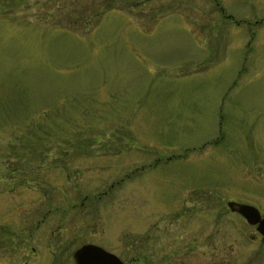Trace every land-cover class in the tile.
<instances>
[{
	"label": "rangeland",
	"instance_id": "rangeland-1",
	"mask_svg": "<svg viewBox=\"0 0 264 264\" xmlns=\"http://www.w3.org/2000/svg\"><path fill=\"white\" fill-rule=\"evenodd\" d=\"M229 200L264 216V0H0V264H264Z\"/></svg>",
	"mask_w": 264,
	"mask_h": 264
},
{
	"label": "water",
	"instance_id": "water-1",
	"mask_svg": "<svg viewBox=\"0 0 264 264\" xmlns=\"http://www.w3.org/2000/svg\"><path fill=\"white\" fill-rule=\"evenodd\" d=\"M227 204L231 210L240 212L248 223L256 224L264 238V216L254 205L234 200ZM73 257L76 264H126L116 254L95 243L82 244L74 251Z\"/></svg>",
	"mask_w": 264,
	"mask_h": 264
},
{
	"label": "flooded vegetation",
	"instance_id": "flooded-vegetation-1",
	"mask_svg": "<svg viewBox=\"0 0 264 264\" xmlns=\"http://www.w3.org/2000/svg\"><path fill=\"white\" fill-rule=\"evenodd\" d=\"M36 226L38 227V228H40V219L37 221V223H36ZM255 228H256V225H255ZM193 241V240H192ZM88 243H91L90 241H87ZM193 242H195V241H193ZM11 244H12V248L14 247V245H13V243L12 242H10ZM40 243V242H39ZM84 243H86V242H84ZM83 244V243H82ZM96 244H98V243H96ZM40 245V244H39ZM49 246V245H48ZM101 246H103V245H101ZM40 247V246H39ZM104 247V246H103ZM77 248V247H76ZM76 248H75V250H76ZM105 248V247H104ZM31 251H28V252H25V253H17V255L16 256H18V257H16V258H12L11 256L13 255V253H8V256L9 257H7L6 259L7 260H9L10 262H12L13 260H18V262H19V264H36V263H38V264H51L52 263V261L53 260H57V257H60L61 256V253L62 252H59V251H55V249L53 250L52 248V252L50 253V252H48V253H46V252H39V253H37V255H38V257L37 258H35L34 257V255L36 254V252H35V250H36V247L34 246V245H32L31 246ZM106 250H108V251H111V252H113L114 254H116L120 259H122L123 260V258L121 257V255L119 254V252H117V251H115V250H112V249H110V248H105ZM74 250V251H75ZM74 251H73V254H74ZM52 254V255H51ZM73 254H72V257H73ZM168 254H170V255H174V254H172V253H168ZM59 255V256H58ZM30 256H33L32 258H29ZM51 256H53V257H51ZM61 259V258H60ZM73 259V261H74V263H75V260H74V257L72 258ZM124 261V260H123ZM183 263H187V261L186 260H183L182 261ZM197 263V264H199V260L197 259V258H194V259H192V258H190V264H194V263ZM203 262V264H212V261H210V260H207V261H202ZM133 263H135V262H133ZM76 264V263H75ZM129 264H131V263H129Z\"/></svg>",
	"mask_w": 264,
	"mask_h": 264
}]
</instances>
